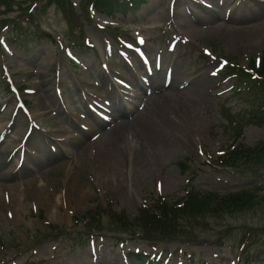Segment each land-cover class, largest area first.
Wrapping results in <instances>:
<instances>
[{
  "label": "rangeland",
  "instance_id": "rangeland-1",
  "mask_svg": "<svg viewBox=\"0 0 264 264\" xmlns=\"http://www.w3.org/2000/svg\"><path fill=\"white\" fill-rule=\"evenodd\" d=\"M87 1L0 0V264H140L133 252L143 250L155 264H264V160L256 170L215 163L230 142L224 131L230 119L243 123L245 144L264 140L255 98L227 75L232 63L246 66L264 55V0H230L224 9L216 0H190L187 10L180 0H148L136 13L112 18ZM4 18L19 24L6 25ZM40 28L50 35L23 41ZM137 37L144 39L141 46ZM127 41L148 59L132 62ZM143 65L152 71L159 65L160 77L202 87L208 111L186 124L161 126L151 138L131 129L120 143L126 157H109V130L141 101L124 91L135 93L133 77H142ZM119 96L125 112L108 107ZM150 117L145 123L157 127ZM161 148L146 164L133 156ZM188 187L217 194L249 190L252 202L183 219L184 238L150 242L141 230L134 236L112 231L110 210L133 215L144 201L175 198ZM45 195L49 207L42 205ZM96 206L104 232L87 237L74 216ZM249 226L262 228L248 232Z\"/></svg>",
  "mask_w": 264,
  "mask_h": 264
},
{
  "label": "bare ground",
  "instance_id": "bare-ground-1",
  "mask_svg": "<svg viewBox=\"0 0 264 264\" xmlns=\"http://www.w3.org/2000/svg\"><path fill=\"white\" fill-rule=\"evenodd\" d=\"M229 1L230 0H216L215 3L219 8L224 9L229 4ZM180 2L184 10H187L188 5L191 3L190 0H180ZM180 10L182 11L181 8ZM208 11L212 12L209 9ZM195 24L200 26V20L197 19ZM186 26L191 27V24L187 23ZM145 76L146 80L143 84L135 81V93H130L133 94V97L141 101L139 103H133V106L128 108L130 118L125 122L112 126L108 132L109 139L104 140L105 147L112 155L109 157H115L113 155L114 153L122 155L123 158L126 157V153H123L120 148V143L125 141V139L128 140L127 135L131 133L126 135L127 131L132 132L134 129L136 132H141L140 134H143L144 137L151 138L155 135L153 133L157 128L162 129L161 126H164L165 128L170 125L179 126L186 124L190 120L203 116L208 111L209 99L207 95H204L202 87H197L193 83L191 84V81L189 80H184L186 84H180L176 77H171L169 79H166L164 76L160 77L156 69L151 75L146 74ZM121 86L125 87L124 84ZM112 102L108 106L110 110L114 109L117 112H125L126 104L120 97L119 99L115 98ZM165 111L168 113L172 112L173 116L168 117L164 113ZM150 113L151 121L157 124V127L155 128L151 127L150 123H145L144 119H146ZM61 144L65 146V140L61 141ZM162 147L168 149L166 146ZM163 148L159 149L157 152L154 151L153 153H146L142 149H138L134 152L133 156L137 163L146 164L149 163L153 156L162 152ZM79 154L80 152L78 155ZM77 161H79V159H77ZM0 189L2 191L1 187ZM40 190L43 191L41 187ZM83 195L84 192L79 189L77 195L78 199L81 200ZM13 199L15 202L16 197L14 196ZM51 201L52 199L45 195L42 205L49 207L52 203Z\"/></svg>",
  "mask_w": 264,
  "mask_h": 264
},
{
  "label": "trees",
  "instance_id": "trees-1",
  "mask_svg": "<svg viewBox=\"0 0 264 264\" xmlns=\"http://www.w3.org/2000/svg\"><path fill=\"white\" fill-rule=\"evenodd\" d=\"M144 0H95L94 5L97 9L110 14L115 10H130L138 9V6ZM259 75L264 78V58L258 69ZM263 89V88H261ZM264 117V112L260 113ZM260 154L256 151L244 147L242 144L235 145L231 152L225 156V163L229 166L241 168L248 166V160H256ZM214 194H202L198 191L192 192L185 200L179 205L171 203L162 198L156 200L153 206L143 207L140 213L130 218L125 212L122 215H111L112 221L115 224H120L123 229L134 230L140 228L144 235L148 238H161L164 236H176L181 230L180 220L185 218H195L202 216L205 213H212L222 206L220 204L232 203L233 205H245L249 201L248 193L242 192L238 194H230L224 199L218 200L213 197ZM213 197V198H212ZM97 216V217H96ZM90 218V217H89ZM92 222L99 228L98 215L91 212ZM94 221V222H93ZM137 257L139 255L136 254Z\"/></svg>",
  "mask_w": 264,
  "mask_h": 264
}]
</instances>
